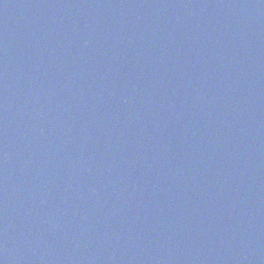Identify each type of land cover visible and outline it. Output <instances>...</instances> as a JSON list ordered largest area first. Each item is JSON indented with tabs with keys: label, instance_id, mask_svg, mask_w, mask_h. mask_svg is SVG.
Wrapping results in <instances>:
<instances>
[{
	"label": "water",
	"instance_id": "obj_1",
	"mask_svg": "<svg viewBox=\"0 0 264 264\" xmlns=\"http://www.w3.org/2000/svg\"><path fill=\"white\" fill-rule=\"evenodd\" d=\"M0 264H264V0H0Z\"/></svg>",
	"mask_w": 264,
	"mask_h": 264
}]
</instances>
